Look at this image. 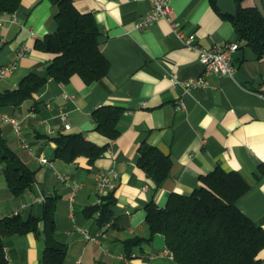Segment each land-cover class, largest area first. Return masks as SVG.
Returning <instances> with one entry per match:
<instances>
[{
    "label": "crops",
    "instance_id": "0c3cea01",
    "mask_svg": "<svg viewBox=\"0 0 264 264\" xmlns=\"http://www.w3.org/2000/svg\"><path fill=\"white\" fill-rule=\"evenodd\" d=\"M71 1L78 11L93 15L109 67L91 83L77 74L64 83L49 79L22 103L0 107V113L20 122L24 142L10 123L0 120L2 134L35 178L14 195L0 164V217L39 216L44 198L56 196L55 236L66 245L63 264H176L161 233L149 238L145 206L149 201L163 206L169 193L192 191L200 175L220 166L238 171L248 181L236 205L264 230V55L258 57L238 39L231 21L209 0H171L172 19L194 33L199 46L239 43L231 54V76L208 73L204 87L186 88L183 81L203 72L197 51L183 45L165 19L144 29L134 26L149 10L148 0ZM242 6H254L253 0H244ZM56 11L50 0H21L15 12L0 13V67L15 65L0 79V92L16 88L30 71L43 72L55 56L33 45L36 38L55 30ZM104 104L124 108L114 139L94 129L91 113ZM60 111L67 112L68 128ZM58 132L83 133L98 145L106 144V149L93 163L83 155L71 162L53 158L55 143L47 136ZM142 141L171 159L159 187L136 164ZM39 155L49 163L40 162ZM109 168L117 173L109 191L114 203L108 220L100 223L98 212L88 209L109 193L99 197L96 189L97 174ZM130 238L136 241L125 245ZM5 249L8 264H41L43 241L33 232L9 235ZM258 257L264 264V247Z\"/></svg>",
    "mask_w": 264,
    "mask_h": 264
},
{
    "label": "trees",
    "instance_id": "16d2710c",
    "mask_svg": "<svg viewBox=\"0 0 264 264\" xmlns=\"http://www.w3.org/2000/svg\"><path fill=\"white\" fill-rule=\"evenodd\" d=\"M20 1L0 0V13L15 12ZM50 1L57 8L56 28L36 38L33 46L55 56L43 72L30 71L16 88L1 91L0 107L22 103L49 79L64 83L77 74L85 83H91L107 72L109 63L101 51L100 28L93 15L78 11L71 0ZM209 1L221 14L216 0ZM235 1L236 13L221 15L231 21L238 39H244L258 57L264 55V18L255 6H242V0ZM123 110L115 104L95 108L91 113L94 129L109 139L116 138ZM47 138L55 143L52 157L65 162L83 155L93 163L106 149V144L98 145L80 132H58ZM0 164L7 187L14 195L22 193L35 180L34 171L8 145L1 126ZM136 164L159 187L169 173L171 159L157 146L142 141L137 149ZM248 187V181L238 171L216 166L200 175L199 185L192 191L169 193L163 206L153 201L146 204L149 238L161 233L176 264H260L258 252L264 247V230L236 205V200ZM55 200L56 196H46L39 216L22 218L19 213H13L0 217V264H8L6 237L27 232L42 237L41 264H63L66 245L55 236ZM113 203V193L109 192L88 210L97 211L100 223H104L110 217ZM135 241L127 239L125 245Z\"/></svg>",
    "mask_w": 264,
    "mask_h": 264
},
{
    "label": "built area",
    "instance_id": "2783aa9c",
    "mask_svg": "<svg viewBox=\"0 0 264 264\" xmlns=\"http://www.w3.org/2000/svg\"><path fill=\"white\" fill-rule=\"evenodd\" d=\"M148 2L150 4L149 10L134 23V26L138 29H144L146 26L157 19H165L168 22L171 31L180 39L181 43L197 51L198 60L203 65L202 74L198 77L189 78L183 81V87H204L207 83L205 75L208 73L213 72L225 76H231L233 74L234 66L231 61V54L239 46V43L237 41H225L223 43L213 44L210 47H201L196 43L194 33L185 32L180 26V23L177 20L172 19L171 16L173 8L171 5V0H148ZM14 67V63H8L1 66L0 79H2L5 74ZM170 79L173 83L175 82L173 77H171ZM180 105L181 103L178 106ZM59 117L63 123V126L65 128H68L69 123L67 119V112L60 111ZM0 120L10 123L12 125L14 133L21 139V141H23L19 120L5 113H0ZM23 145L24 147H27L26 143H23ZM37 158L42 163H49L46 158L40 155ZM116 177L117 173L112 168L102 170L97 174L96 189L99 197L114 188L115 182L113 181V179ZM87 237L91 238L89 235H87ZM5 254L7 257L6 249Z\"/></svg>",
    "mask_w": 264,
    "mask_h": 264
},
{
    "label": "water",
    "instance_id": "95a60500",
    "mask_svg": "<svg viewBox=\"0 0 264 264\" xmlns=\"http://www.w3.org/2000/svg\"><path fill=\"white\" fill-rule=\"evenodd\" d=\"M253 4L264 18V0H253ZM216 6L223 15L235 14L237 10L235 0H216Z\"/></svg>",
    "mask_w": 264,
    "mask_h": 264
},
{
    "label": "rangeland",
    "instance_id": "374dc122",
    "mask_svg": "<svg viewBox=\"0 0 264 264\" xmlns=\"http://www.w3.org/2000/svg\"><path fill=\"white\" fill-rule=\"evenodd\" d=\"M244 0H242V3H243Z\"/></svg>",
    "mask_w": 264,
    "mask_h": 264
}]
</instances>
